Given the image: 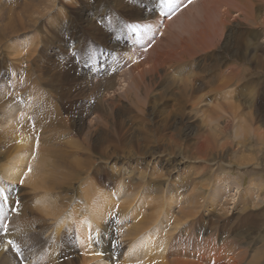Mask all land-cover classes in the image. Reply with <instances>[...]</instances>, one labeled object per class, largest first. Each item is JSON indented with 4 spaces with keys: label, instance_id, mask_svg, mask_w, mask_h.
I'll use <instances>...</instances> for the list:
<instances>
[{
    "label": "rangeland",
    "instance_id": "1",
    "mask_svg": "<svg viewBox=\"0 0 264 264\" xmlns=\"http://www.w3.org/2000/svg\"><path fill=\"white\" fill-rule=\"evenodd\" d=\"M215 1L139 0L133 6L128 0H45L24 33L28 43L3 30L8 13L21 12L26 0H0V97L7 102L0 101V189L20 201L0 207V264H137L138 257L127 256L147 233L151 264H264V137L258 136L264 130V0H219L217 10ZM202 39L206 49L183 62L152 65L164 48L173 53ZM85 50L93 55L87 65ZM232 65L241 78L218 89ZM142 68L152 70L140 75ZM183 83L192 86L187 98L180 97ZM4 95L24 104L14 107L11 122L4 117ZM216 113L222 118L213 123ZM44 115L59 149L93 146L95 163L81 153L71 166L36 157L46 146ZM37 120H44L42 127L30 129ZM18 123L28 124L16 133L35 153L27 152L30 158L16 174L11 170L20 144L7 131ZM244 125L257 134H247ZM170 135L182 141V156L168 151L177 140ZM104 137L110 140L101 142ZM206 137L217 141L212 161L192 154ZM128 151L135 152L131 158L120 156ZM169 160L179 166L172 175ZM46 167L59 168L56 192L34 186L36 178L50 180ZM129 180L141 187L131 189ZM92 187L114 200L97 236L92 229L83 235L81 228L91 217L84 193ZM18 216L28 218L26 226L14 229ZM89 245L97 257L85 251ZM191 253L196 263L174 262Z\"/></svg>",
    "mask_w": 264,
    "mask_h": 264
},
{
    "label": "bare ground",
    "instance_id": "2",
    "mask_svg": "<svg viewBox=\"0 0 264 264\" xmlns=\"http://www.w3.org/2000/svg\"><path fill=\"white\" fill-rule=\"evenodd\" d=\"M51 1V0H50ZM221 1V0H220ZM220 1L219 0H216L213 4H214V6L213 7H215L216 8V10H217V8H219V7H221V3H220ZM224 2H225V0H223ZM181 2V1H180ZM41 3H44L45 4V0H26V2H24V3H22L21 4V6H22V8H21V12H19V13H15L14 11H11V12H9L8 13V20H7V24H6V26H5V28L3 29L4 30V32H6L4 35H7L8 34V32H9V34L8 35H10L11 37L12 36H19L20 34L22 35V39H23V41H25V42H28V40H29V38L28 37H30V36H28V35H24V33H26L27 31H29V29H31L32 28V25L34 24V22H35V20H34V18H33V14L35 13V12H38L39 11V9L41 8ZM244 3H246V2H244ZM8 4V3H7ZM47 4V3H46ZM49 4V3H48ZM148 4V7L150 8L151 6H154V5H152L151 3H147ZM227 4H229L228 6H230V2H228L227 1ZM234 4V3H233ZM251 4V3H250ZM224 5V4H223ZM235 5H237V3L235 4ZM47 6H49V5H47ZM46 5H45V7H47ZM138 6V5H137ZM233 6V5H232ZM251 6H253V8H254V5H251ZM225 7H226V5H225ZM224 7V8H225ZM235 7V6H234ZM246 7V6H245ZM42 8H43V6H42ZM42 8H41V10H42ZM125 8H127V7H125ZM228 8V7H227ZM236 8V7H235ZM129 9V8H128ZM209 9V8H208ZM229 9V8H228ZM251 10V9H250ZM159 11V10H158ZM221 11V10H220ZM248 11H249V9H248ZM161 12V11H160ZM246 12V11H245ZM4 16V15H3ZM157 16V15H156ZM173 16V15H172ZM161 17V16H160ZM156 18V17H155ZM157 18H158V16H157ZM256 19V18H255ZM148 20V19H147ZM156 20V19H155ZM151 22V21H150ZM156 24V23H155ZM206 27V26H205ZM169 28V27H168ZM167 34V33H166ZM24 35V36H23ZM1 37V36H0ZM195 39V38H194ZM242 39V38H241ZM32 41V40H31ZM196 41V39L194 40V42ZM203 41H204V39H202L201 41H200V43H197V44H193V45H188V47L186 48V46H182L181 48H178L177 47V49H181V50H176V51H173V53L168 49V48H164L163 50H161V51H159L158 53H157V55H156V58H155V60L154 61H156V59H158V62H153L152 63V65L154 64L155 66H156V64H158L159 62H161V65H167V64H172V65H174V64H179L181 61L183 62V60L184 59H188V58H190V56H194V55H196V53L200 50V49H206V46L204 45V44H206V42L205 43H203ZM28 43H30V42H28ZM22 46V45H21ZM10 47V46H9ZM164 47V46H163ZM23 47H21V49H22ZM16 50H17V52H18V50L19 49H17L16 48ZM148 61V60H147ZM153 61V60H152ZM145 62V61H144ZM149 62V61H148ZM258 62V61H257ZM219 63L220 62H217V63H215L214 65H216V66H218L219 65ZM148 64V63H147ZM147 64H145V65H147ZM263 64V63H262ZM138 67H141V64H139V65H137ZM264 66V65H263ZM152 68H154V67H152ZM152 68H150V69H148V70H144L143 68L141 69L142 70V72L140 73V75H142V74H144V73H146V72H148V71H150V70H152ZM156 69V68H155ZM140 70V69H139ZM264 71V70H263ZM240 74H241V69H239V67H237V66H235V65H232V67H230L229 66V70H227L226 71V78H225V80H224V82H222V81H220V79H219V75L218 74H216L215 75V77H217L218 79H219V83L216 85L217 86V88L218 89H221L222 90V88L224 89L225 87H227L229 84H230V82L232 81V80H235V79H240L241 78V76H240ZM176 77H178V76H176ZM175 77V78H176ZM180 77H183V76H180ZM211 78V77H210ZM187 78H183L182 79V81L183 80H186ZM184 83H185V81H184ZM182 84V85H179L178 86V88H180V97L181 98H187L189 95H190V93H191V91H192V86H190V89H189V85H188V83H186V84ZM113 84H111L110 85V87L112 86ZM191 90V91H190ZM173 91L174 92H178L177 91V88H176V86H175V84H173ZM1 95V94H0ZM5 95H8V94H5ZM4 95V97H6ZM17 96H19V95H17ZM23 96H25V95H23ZM8 97V104H6V107L5 106H3V107H5L6 108V111H5V114H4V117H6V118H8V117H10L9 119H8V121L9 122H11L12 120H14L13 119V117L15 116V114H14V112H15V108L14 107H16L17 105L18 106H22V105H24V104H20L19 103V101H22V98L21 97H18V100H17V97H11V98H9V96H7ZM6 97V98H7ZM29 97V96H28ZM30 98V97H29ZM28 98V99H29ZM50 99V98H49ZM48 99V100H49ZM4 99L2 98V97H0V101L1 102H5V103H7L6 101H3ZM25 100V99H24ZM33 100V99H32ZM47 102V101H46ZM53 102V101H52ZM52 102H50L51 103V107H52ZM15 103H18V104H15ZM30 103V102H29ZM108 103V102H107ZM4 104V103H3ZM34 104V103H33ZM41 104V103H40ZM102 104H103V102H102ZM30 105V104H29ZM38 106V105H37ZM42 106V105H41ZM27 108V107H26ZM54 108H56L55 106H54ZM17 109H19V108H17ZM16 109V110H17ZM52 109V108H51ZM221 109H223V108H221ZM27 110H28V108H27ZM34 111V110H33ZM41 112H43V111H41ZM35 113V112H34ZM50 113H52V110L50 111ZM22 114H24V113H22ZM53 114V113H52ZM38 115V114H37ZM50 115V114H49ZM54 115V114H53ZM96 115V114H95ZM216 116H215V118L212 120V122L213 123H217L221 118H222V115H221V113H216L215 114ZM38 118V117H37ZM44 118H45V122L47 123V125H45V129H46V131L48 132V134H47V137H46V142H45V148H44V151L42 152V154H40V152H36V157H38L40 160H42L43 161V159H45L46 157H50V156H52V158L51 159H53V162H56V163H60V165H63V166H65L66 164H68L67 166H71L72 164H76V162H78V160L80 159L79 157H78V154L77 153H81V154H87L88 155V160H90L91 161V163H95V160L96 159H94V155L93 154H91V152H92V149L94 148L93 146H91V147H86V148H83V150H82V147L81 148H76L74 151H70V152H67V151H62V149H59V147H58V145H59V141L57 140V137L55 136V135H53L52 134V120H51V118L50 119H48V118H46V116L44 115ZM96 118V117H95ZM18 119V118H17ZM41 122H44V120H40V122L37 120L35 123H33V124H31L32 125V128H30V129H32V130H36V129H40L42 126H41ZM247 122H248V120H247ZM8 124V123H7ZM104 124V123H103ZM11 125V124H10ZM26 125H28V124H21V123H18L17 125H15V126H13L12 125V128L11 129H9L7 132L8 133H11V135L12 136H14L15 138H17V140H18V143L20 144V148H19V150L17 151L18 152V154H17V156L15 157V160H16V163H15V168H12V167H10V168H12V170L11 171H13V169L15 170V172H16V174H19V172L21 171V170H23V168H22V164L23 163H25V162H27L28 161V159L30 158V157H28L27 155V152L29 153V151H31L32 152V150H33V153H35V149H33V148H31V147H27V145H24L25 144V138L22 136H19L20 134H17L16 133V129H21V130H23L24 128H27L28 129V127L26 126ZM44 125V124H43ZM55 127V126H54ZM185 127V126H184ZM247 126L246 125H244L243 126V131L245 130V128H246ZM48 128H51V131L48 129ZM27 129H25V130H27ZM188 129V128H187ZM246 130H247V134H249L250 132H251V130H252V132H254V133H256V128H252L251 129V127H247L246 128ZM44 131V130H43ZM43 133V132H42ZM107 134V133H106ZM208 134V133H207ZM257 134V133H256ZM255 134V135H256ZM104 135V134H103ZM209 135V134H208ZM210 135L212 136V134L210 133ZM209 135V136H210ZM100 136V135H99ZM179 136V135H178ZM258 136H263L264 137V130H261L260 131V134L258 133ZM11 137V136H10ZM97 138V137H96ZM147 138V137H146ZM106 139L108 140L109 138H103L102 140H101V142H105L106 141ZM170 139H177L176 140V142H174L173 144H174V147H172L173 146V144H171L172 146H171V148L168 150L171 154H174L175 152L177 153V152H179V153H177V154H179L180 156H182V150H183V146H182V141L181 140H178L179 139V137H177V136H175V135H170ZM110 140V139H109ZM99 141V140H98ZM7 142V141H6ZM15 142V141H14ZM197 142V141H196ZM28 143V142H27ZM198 144H195V148H196V150H195V152L196 153H192L193 155H195V158H203L204 157V155H206V156H208V158L209 157H211L212 156V154L214 153V151L216 150V145H217V141H216V139L215 138H213V139H208L207 137L203 140V141H198L197 142ZM23 144V145H22ZM30 144L31 143H29V145L28 146H30ZM34 144H32V146H33ZM14 146H15V144H14ZM18 147V146H17ZM96 147V146H95ZM97 148V147H96ZM18 149V148H17ZM193 150V149H192ZM117 151V150H116ZM118 152V151H117ZM123 152V151H122ZM129 153H127V154H121L120 156L122 157V158H128L129 156H131L132 155V153H135V152H131V151H128ZM44 154L46 155V157H44ZM133 155H135V154H133ZM31 156V155H30ZM81 156V155H80ZM158 157V156H157ZM6 158V157H5ZM129 158H131V157H129ZM156 158V157H155ZM205 158V157H204ZM48 159V158H47ZM83 159V158H82ZM86 159V158H85ZM174 159V158H173ZM184 159V158H183ZM211 161L214 159V157L212 156V158H209ZM36 160V159H35ZM127 160V159H126ZM185 160V159H184ZM32 161V160H31ZM38 161V160H37ZM139 161V160H138ZM158 161H159V159H158ZM34 162V161H33ZM45 161H43V163H44ZM83 162V161H82ZM124 163V162H123ZM168 163H169V167H168V171H169V175H170V173H171V175H172V173H175V172H177V170H178V167L179 166H176V164H174V163H172V161H168ZM179 163H183V160H180L179 161ZM38 164V163H37ZM45 164H50L48 161L47 162H45ZM32 165V164H31ZM8 166V165H7ZM10 166V165H9ZM14 167V166H13ZM123 167V166H122ZM22 168V169H21ZM34 168V167H33ZM47 169H48V173H47V175L49 176V178H50V180H46V176H44L45 177V180L46 181H42V182H40V178L39 179H37L36 178V180H34L33 181V183H34V186H37V187H43V184L45 185V187L46 188H48V189H52V190H54L55 191V189H57V188H59V186H60V184H61V182H57L58 180V177H57V173H59L58 172V169H56L55 170V168H52V167H46ZM89 168V167H88ZM69 169V168H68ZM177 169V170H176ZM26 170V169H25ZM29 170V169H28ZM124 170H126V172H127V174H129V175H131L132 173H133V167H130V166H127V167H125L124 168ZM128 170V171H127ZM32 171V170H31ZM26 172H27V170H26ZM29 172H30V170H29ZM43 172V171H42ZM50 172V173H49ZM68 172V171H67ZM28 173V172H27ZM32 173V172H31ZM44 173V172H43ZM43 173H41V174H43ZM74 173V172H73ZM12 174H14V172H12ZM34 174V173H33ZM9 175V174H8ZM26 175H28V174H26ZM35 175V174H34ZM51 175V176H50ZM13 176V175H12ZM25 176V175H24ZM35 176H37V175H35ZM40 176V175H39ZM23 177V176H22ZM31 177V176H30ZM41 177V176H40ZM13 178V177H12ZM22 179V178H21ZM26 179H28V178H26ZM41 179H43L42 177H41ZM62 179V178H61ZM31 180V179H30ZM24 181V180H23ZM130 181V180H129ZM153 182V181H152ZM142 183V182H141ZM140 182H135V181H130L129 182V186L131 187V189H135L136 187H141L140 186V184H141ZM164 184V183H163ZM143 185V184H142ZM160 186V185H159ZM125 187H126V189H128L127 187H128V185L126 186L125 185ZM122 189L123 188H120V190H119V193L120 192H122ZM145 190V189H144ZM161 190V192H162V189H160ZM50 191V190H49ZM48 191V192H49ZM127 191V190H126ZM132 191V190H131ZM146 191V190H145ZM56 192V191H55ZM161 192H160V195H161ZM67 193V192H66ZM125 193H127V192H125ZM129 193H132V192H129ZM136 193V192H135ZM163 193V192H162ZM48 195V194H47ZM51 195V194H50ZM53 195H55V194H53ZM63 195V194H62ZM67 195V194H66ZM75 195V194H74ZM84 195H85V198H86V205L85 206H87L89 209V212H91V214L89 213V215H91V217H89V218H85L86 219V222H85V224L81 227V228H83V230L85 229V232H84V234L83 235H85V233L86 234H88L89 233V230L88 229H92L93 230V233L97 236V234H98V231H99V226H100V218L103 216V214H107V211H106V207L108 206V208H110V209H112L110 206L113 204V202H114V200H113V196L112 195H110V194H105V193H102V191H100L97 187H92V191L91 190H85V193H84ZM183 195V194H182ZM49 196V195H48ZM112 196V197H111ZM119 196V195H118ZM120 196H122V194L120 195ZM170 197H173L174 196V194H170L169 195ZM177 196V195H176ZM83 197V196H82ZM42 198H44V197H42ZM79 198V197H78ZM49 199H46V201H48ZM53 200V199H52ZM58 200V199H57ZM101 200H103V201H101ZM118 200V199H117ZM170 200V199H169ZM176 200H178V198H176L175 199V201ZM180 200V199H179ZM66 201V200H65ZM124 201H126V200H123V202ZM144 199L142 198V197H140V199H139V204L140 205H142L143 203H144ZM149 201V200H148ZM172 201V200H171ZM40 202V201H39ZM48 202H50V200L48 201ZM104 202V203H103ZM147 202V201H146ZM145 202V203H146ZM52 203V202H51ZM51 203H49L48 205H50L51 206ZM60 203V202H59ZM63 203V202H62ZM79 203V202H78ZM135 203V202H134ZM148 203V202H147ZM45 204V203H44ZM133 204V203H132ZM61 205V204H60ZM78 205V204H77ZM122 205V204H121ZM36 206V205H35ZM57 206V205H56ZM55 206V204L54 203H52V209H53V212L54 213H56V211L58 210V207H56ZM59 206V205H58ZM146 206H149V205H146ZM42 207V206H41ZM46 207H47V205H46ZM75 207V206H74ZM130 206H128V208H129ZM127 208V209H128ZM42 209H44V208H42ZM41 209V210H42ZM35 210V209H34ZM79 210V209H78ZM44 211V210H43ZM48 211H50V210H47V212ZM63 212V211H62ZM44 213V212H43ZM46 213V212H45ZM82 213V212H81ZM157 213V212H156ZM62 214V213H61ZM84 214V213H83ZM46 215V214H45ZM50 215V214H49ZM66 215V214H65ZM51 216V215H50ZM56 216V215H55ZM58 216V215H57ZM76 216V215H75ZM85 217V216H84ZM44 218V217H43ZM60 218V217H59ZM76 218V217H75ZM27 219L28 218H25V217H23V216H18V218H14V220L12 221V228H17V229H21V228H23V226L26 224V221H27ZM67 219V218H66ZM69 219V218H68ZM72 219H73V217H72ZM84 219V218H83ZM169 219V218H168ZM56 220H58V219H56ZM60 221V220H59ZM67 221V220H66ZM65 221V222H66ZM48 222V221H47ZM61 222V221H60ZM158 222V221H157ZM64 223V222H63ZM131 224V223H130ZM152 224V223H151ZM148 226H149V224H147ZM157 225V224H156ZM26 226V225H25ZM132 226V225H131ZM130 226V227H131ZM136 226V225H135ZM143 226H144V224H143ZM59 227V226H58ZM57 228V227H56ZM78 228H80V227H78ZM147 228V227H146ZM141 229V228H140ZM148 229V228H147ZM82 230V231H83ZM130 230H131V232H132V234L134 233L132 230L133 229H131L130 228ZM147 231V230H146ZM158 231V230H157ZM160 232V231H159ZM83 233V232H82ZM100 233V232H99ZM111 233V232H110ZM138 234V233H137ZM157 234V233H156ZM155 234V235H156ZM147 235L148 236H146V235H144L145 237H143L142 236V238H137L138 240H136V242L134 243V245L132 246V248H131V252H130V254H129V256H127L128 258H131L130 260H132L134 257H138V258H135V259H137V260H139L140 261V263H137V264H151L150 263V261H149V256H148V253H149V251H150V249H151V245H152V239L149 237L150 236V233L148 234L147 233ZM154 235V236H155ZM85 237V236H84ZM83 237V238H84ZM153 237V236H152ZM134 238V237H133ZM132 238V239H133ZM157 238H159V237H157ZM85 239V238H84ZM87 239H88V237H87ZM166 239V238H165ZM157 240V239H156ZM164 240V239H163ZM81 242H83V243H85L86 241L85 240H83V239H81L80 240ZM88 241V240H87ZM130 242H131V240H129ZM167 241V240H166ZM89 242V241H88ZM167 243V242H166ZM154 245V244H153ZM127 246V245H126ZM129 246V245H128ZM127 246V247H128ZM100 247V246H99ZM131 247V246H130ZM157 248V247H156ZM83 249V248H82ZM86 249V250H85ZM85 251L89 254V252L92 254V255H90L91 257H93V256H95V257H97L98 256V253H97V251H96V254H95V250L97 249V248H91L90 247V245H89V247H87V246H85ZM129 249V248H128ZM83 250V251H84ZM99 251H100V249H99ZM98 251V252H99ZM124 251V250H123ZM151 251H153V250H151ZM156 251V250H155ZM184 251H182V253L181 252H179V254L180 255H183L184 257H185V253H183ZM55 253V252H54ZM59 253V252H58ZM99 253H101V252H99ZM95 254V255H94ZM126 254V253H125ZM154 255V254H153ZM161 255V254H160ZM159 255V256H160ZM178 255V254H177ZM177 256L176 257V260L174 261V262H176L177 263V260H181V262H184V261H186V260H192V259H194V262L196 263V259L195 258H193V256H195L194 254H190V255H188V257H186V258H184L183 256ZM201 255V254H200ZM89 256V257H90ZM105 256V255H104ZM156 256V255H155ZM126 257V258H127ZM94 258V257H93ZM100 258V257H99ZM159 258V257H158ZM98 260V258H95V260ZM104 259V258H103ZM124 259V258H123ZM160 259V258H159ZM162 259H164V258H162ZM134 260V259H133ZM137 260H135V261H137ZM154 260V259H153ZM165 260V259H164ZM94 261V260H93ZM107 261V260H106ZM124 261V260H123ZM134 261V262H135ZM156 260H154L153 262H155ZM160 261V260H159ZM158 261V262H159ZM108 262V261H107ZM152 262V261H151ZM57 263V262H56ZM109 263V262H108ZM121 263V262H120ZM130 263V262H129ZM129 263H127V264H129ZM157 262H155V264H156ZM95 264H107L106 262H102V261H99V263H95ZM124 264V263H123ZM154 264V263H153ZM185 264H188L187 262L185 263Z\"/></svg>",
    "mask_w": 264,
    "mask_h": 264
},
{
    "label": "snow or ice",
    "instance_id": "3",
    "mask_svg": "<svg viewBox=\"0 0 264 264\" xmlns=\"http://www.w3.org/2000/svg\"><path fill=\"white\" fill-rule=\"evenodd\" d=\"M128 2L130 4H132L133 6L137 5L139 0H128ZM163 14V13H161ZM79 53H74L73 56L75 57V55H78ZM85 59H84V63L85 65L89 64V62L91 61V59L93 58L92 52L90 50H85L83 53ZM21 183H23V181H21ZM20 201L19 200H12V198L8 195H5L4 191L2 189H0V207L4 206V205H8L9 203H11L13 206L15 204H18ZM6 231V229H5ZM9 244H12V241H9Z\"/></svg>",
    "mask_w": 264,
    "mask_h": 264
}]
</instances>
